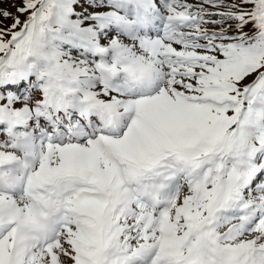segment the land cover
<instances>
[{
    "label": "snow or ice",
    "instance_id": "1",
    "mask_svg": "<svg viewBox=\"0 0 264 264\" xmlns=\"http://www.w3.org/2000/svg\"><path fill=\"white\" fill-rule=\"evenodd\" d=\"M0 264H264V0H0Z\"/></svg>",
    "mask_w": 264,
    "mask_h": 264
},
{
    "label": "rangeland",
    "instance_id": "2",
    "mask_svg": "<svg viewBox=\"0 0 264 264\" xmlns=\"http://www.w3.org/2000/svg\"><path fill=\"white\" fill-rule=\"evenodd\" d=\"M13 11H14V9H13ZM10 23V22H9Z\"/></svg>",
    "mask_w": 264,
    "mask_h": 264
}]
</instances>
